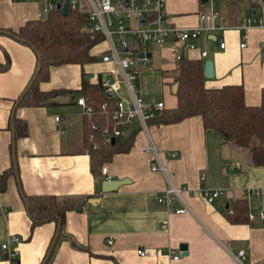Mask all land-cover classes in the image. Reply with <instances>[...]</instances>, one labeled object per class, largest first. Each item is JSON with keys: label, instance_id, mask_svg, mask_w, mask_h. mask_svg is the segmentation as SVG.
<instances>
[{"label": "crops", "instance_id": "crops-1", "mask_svg": "<svg viewBox=\"0 0 264 264\" xmlns=\"http://www.w3.org/2000/svg\"><path fill=\"white\" fill-rule=\"evenodd\" d=\"M43 1L0 0V31H17L26 21L42 18ZM198 10L216 12L222 19L212 22L215 30L202 31L197 48L184 50L183 57L203 65L212 61L214 76L205 78L206 87L242 85L246 105H259L264 89V27L249 28L243 48L239 27L245 17L264 22V1L212 0L203 10L197 8V0H166L169 22L181 28L207 26L199 19ZM220 42L225 43L224 48ZM150 45L151 60L139 75L141 94L149 104L161 101L164 109H173L177 98L172 71L177 62L165 46L156 49L159 57L153 59ZM103 48V44L95 45L91 54L97 57ZM203 51L206 57L201 56ZM160 57H165L164 61ZM6 61L8 66L0 69V176L14 160L17 171L5 179L0 190V245L8 242L16 250V264H40L56 231L54 222L31 227L22 192L98 199L90 203L89 198L66 212L50 264H240L232 254L242 249L244 264H264V219L258 216L264 199L243 194L246 189H264V166L252 165L247 149L223 140L213 130H204L199 116L173 124L148 123L145 129L136 121L115 140L131 139L130 149L115 154L102 166L106 175H100V180L109 177L128 182L115 191L102 192L90 170L87 119L76 103L82 94L75 91L84 79L92 84L104 74L113 79L115 66L97 57L82 66L50 67L49 79L39 88L62 92L52 97L50 104L15 108L13 116L26 123L27 132L14 141L9 119L34 70L36 55L28 45L0 33V66ZM121 93H125L123 86ZM148 142L158 148V158L170 176L151 170L153 154L141 151ZM172 152L177 156L170 157ZM232 161L238 162L240 169L231 172L228 163ZM169 184L224 193L212 203L205 202L199 192L187 194L189 212L180 214L175 212V199L169 205L157 200ZM239 198L247 199L255 217L246 223H231L225 210ZM181 244H186V254L180 250ZM138 250H144L145 255L140 256ZM0 264H12L2 251Z\"/></svg>", "mask_w": 264, "mask_h": 264}, {"label": "trees", "instance_id": "trees-1", "mask_svg": "<svg viewBox=\"0 0 264 264\" xmlns=\"http://www.w3.org/2000/svg\"><path fill=\"white\" fill-rule=\"evenodd\" d=\"M86 19L82 14L68 10L66 15L61 11L49 12L44 18L28 20L17 31L11 32V37L22 44L31 47L36 55L34 70L26 84L18 105L42 106L50 104L52 97L62 90L41 91L39 84L49 79V69L63 64L84 65L97 60L91 54V49L102 40L101 36H91L83 27ZM4 34L3 31H0ZM38 65H40L38 69ZM8 61L0 69H5ZM163 74H168L163 72ZM101 78V77H100ZM90 83L83 80L76 93H81L85 101L94 107L95 113L86 117L87 132L85 140L89 144L90 170L94 177L101 179L102 166L108 163L117 153L127 152L131 147V139L124 141L104 142L102 131L118 129L111 120L115 107V98L105 95L101 82ZM173 86L177 84L175 96L177 106L173 109H163L149 123L173 124L186 118L199 116L204 130H213L223 140L250 152V161L254 166H264V89L261 102L256 106H248L244 101L242 85H225L220 88L205 86L203 63L182 57L172 71ZM18 98V100H19ZM107 103V111H101V105ZM91 123L98 126L95 140L98 148L91 147L88 136L92 131ZM9 126L14 134L13 140L27 132L24 121L11 115ZM15 160L9 170L0 176V190L5 187V179L15 173ZM17 171V170H16ZM26 212L31 220V227L54 222L56 231L51 238L40 264H50V258L61 235V227L67 211L77 209L87 202L89 196L58 197L51 194L26 195L22 192ZM233 213L225 214L231 223H246L249 221L250 205L246 198L236 199L232 203ZM58 233V235H57ZM57 235V237H56Z\"/></svg>", "mask_w": 264, "mask_h": 264}, {"label": "built area", "instance_id": "built-area-1", "mask_svg": "<svg viewBox=\"0 0 264 264\" xmlns=\"http://www.w3.org/2000/svg\"><path fill=\"white\" fill-rule=\"evenodd\" d=\"M13 2H28L36 0H10ZM212 1V0H211ZM210 1V2H211ZM66 3L67 10L75 11L82 14L86 23L84 29L91 35H99L102 40L98 44H103L104 48L97 53V57L102 62L112 63L116 72L113 79L107 77V74L100 78L101 86L106 96L115 98V107L111 113L113 120L118 129L110 131L105 128L102 131V139L104 142H111L122 135V130L130 126L134 122H139L145 129L150 120L161 113L164 109L163 102L149 104L145 101L141 94L139 86V75L142 66L145 65L149 58L146 52L149 51L148 45L165 46L172 54L174 60L178 62L183 57L184 50L195 49L198 46V39L202 31L210 32L216 29L213 21L221 18L216 12H203L198 10V16L201 21L207 22L206 27L181 28L171 24L168 20L166 11V0H44L41 7V14L47 15L54 10L61 11L62 5ZM205 3H208L206 0ZM264 27L262 19L254 16L245 17L239 27L243 33L241 35L242 42L240 48L246 46V31L251 27ZM264 46V45H263ZM225 43L220 42V48H224ZM142 54V55H141ZM206 52H201L202 57H206ZM122 86L124 94L121 93ZM85 116H91L95 113L94 107L85 101L83 96L76 99ZM101 111H107V103L101 105ZM58 121L59 117H55ZM92 131L88 136V141L92 148H98L95 140L98 126L91 123ZM142 152H149L154 156V162L151 164L152 171H159L165 176H170L166 166L162 164L158 158V148L148 142L141 148ZM177 153L172 152L170 157H176ZM228 169L233 172L240 169L238 162L232 161L228 163ZM101 174L106 175V168L102 167ZM204 176H201L203 180ZM105 179H110L109 177ZM199 192L205 202L212 203L216 198L223 195L222 190H212L201 187L193 190L187 185L169 184L163 189L159 196L158 202L169 205L175 199L178 207L175 212L183 214L188 213L189 208L185 199V195ZM246 198L264 199V189L251 188L243 192ZM228 214H232V208L227 207ZM258 216L264 219V209H260ZM255 215L249 213V218ZM163 228H166L164 225ZM18 241V238H14ZM108 243H111L108 240ZM0 251L5 252L12 264H16V250L11 249L8 242L0 245ZM140 256L145 255L144 250H138ZM168 253H172L170 250ZM178 255H173V259H178ZM232 257L240 264L243 263L245 250H239L232 254Z\"/></svg>", "mask_w": 264, "mask_h": 264}, {"label": "water", "instance_id": "water-1", "mask_svg": "<svg viewBox=\"0 0 264 264\" xmlns=\"http://www.w3.org/2000/svg\"><path fill=\"white\" fill-rule=\"evenodd\" d=\"M264 1V0H263ZM202 3H205L206 0H201ZM61 12L63 15H66L68 10H67V5L66 3H64L61 7ZM4 34H7V35H10L11 36V32H8V31H4ZM142 55V54H141ZM146 56L148 58L151 57V53L150 52H146ZM262 57L264 58V53L262 54ZM40 65H38V69H39ZM203 73H204V76L205 78H212L214 76V71H213V63L211 60H206L204 62V65H203ZM87 79H89V76H87ZM173 92L175 93L177 91V84H174L173 88H172ZM26 93V90L22 93V97L24 96V94ZM19 98V100L15 103V106L12 110V115H14V111H15V108L18 106L19 104V101L21 100V98ZM112 144L115 143V139H112L111 141ZM98 184H100V187H101V191L102 192H110V191H115L117 190L121 185L125 184L128 182L127 179H119V180H113V179H98ZM98 199H93V198H90L88 201L90 203H94L95 201H97ZM58 235V233H57ZM56 235V237H57ZM180 250L183 251L184 254H186V250H187V246L186 244H181L180 245Z\"/></svg>", "mask_w": 264, "mask_h": 264}, {"label": "rangeland", "instance_id": "rangeland-1", "mask_svg": "<svg viewBox=\"0 0 264 264\" xmlns=\"http://www.w3.org/2000/svg\"><path fill=\"white\" fill-rule=\"evenodd\" d=\"M210 1L211 0H208V3H200V1L199 0H197V8L199 9V8H201V9H206L207 8V6L209 5V3H210ZM206 4H208V5H206ZM46 15H44V14H42V18H44ZM163 46H158V45H150L149 46V48L151 49V50H153L154 51V53H155V56H154V58L153 59H155L156 57H159L158 55H157V52H156V49H161ZM152 59V60H153ZM164 59H165V57H160V60L161 61H164ZM149 60H151V59H149Z\"/></svg>", "mask_w": 264, "mask_h": 264}]
</instances>
